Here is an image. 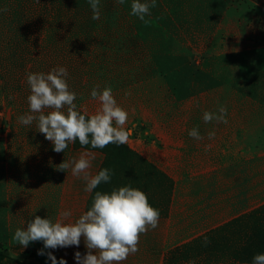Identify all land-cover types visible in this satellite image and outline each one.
<instances>
[{"label": "rangeland", "instance_id": "rangeland-1", "mask_svg": "<svg viewBox=\"0 0 264 264\" xmlns=\"http://www.w3.org/2000/svg\"><path fill=\"white\" fill-rule=\"evenodd\" d=\"M74 1L70 9L73 15H85L89 23L98 22L92 19L88 0ZM51 2L0 0V9H7L0 12V127L8 108L29 107V73L65 67L69 89L76 93L74 103L86 116L100 107L99 101L91 97L93 88L99 86L102 91L111 87L117 104L128 113L124 127L133 131L124 145L138 157L120 151L116 144L93 149L91 145L81 146L77 140L71 161L84 151L93 153L90 173L95 175L107 168L112 173L110 182L86 193L85 182L70 173L61 185L47 184L42 188L44 194L37 193V185L22 182H15L5 192V184L0 194V219L6 213L14 222L10 223L12 227L8 224L9 234L3 233L6 228L0 229V264H52L48 252L56 257L57 264L61 259L66 264H77L75 253L84 256L89 251L83 237L79 246L45 249L43 241H35L23 248L13 240L16 229H26L36 216L55 223L62 219L64 211L71 212L66 223L75 222L78 209H71V198L75 201L80 197L82 204L78 206L85 205L89 210L96 191L110 193L123 186L145 192L150 205L159 210V219L165 218L173 204L177 216L182 214L185 203L190 206L189 214L198 219L190 218L188 229H197L196 234H173L170 230L168 237H193L205 230L208 232L204 237H264V208L216 228L234 215L235 198L198 193L191 180L184 186L182 178L174 175L181 173L175 171L176 167L174 172L169 168L165 173L166 135L156 125L202 120L205 108L219 103V98L207 94L209 91L252 94L264 88V0H155L156 6L145 16L148 24L130 15L133 0H125L124 4L100 0L102 26H88L78 20L82 25L53 28L49 21L58 12ZM140 2L151 4V0ZM212 41L214 45L207 51ZM197 70L203 72L202 76L200 73L198 81H192ZM50 144L53 145L50 141L47 151ZM67 149L71 151L70 144ZM187 188L193 191L191 195ZM239 190L246 187L239 186ZM248 197L239 193V215L252 207L247 204ZM22 202L29 203L25 210L19 209ZM212 206L216 208L210 209ZM160 227L158 222L156 229H149L142 237H161ZM156 241L152 246L159 248ZM214 241L209 244L212 248L218 246ZM40 250L45 254L38 255ZM134 255L138 261L132 264L156 261L140 255L139 250Z\"/></svg>", "mask_w": 264, "mask_h": 264}, {"label": "crops", "instance_id": "crops-1", "mask_svg": "<svg viewBox=\"0 0 264 264\" xmlns=\"http://www.w3.org/2000/svg\"><path fill=\"white\" fill-rule=\"evenodd\" d=\"M213 43L212 41L209 44L207 51ZM210 93V96L219 98V103L205 110L219 114L218 108L226 107L227 124L217 123L215 120L205 123L201 118L202 120L193 122H166L156 125L161 131L165 130L166 135L164 156L168 164L165 173L169 168L174 172L176 167L175 171L181 173L173 174L182 178L184 186L191 180L198 193L227 194L229 198H235V213L227 222L216 227L220 228L264 208V190L260 189L264 185V103L253 100L245 92H207L208 95ZM259 97H264V92ZM28 114L38 115L31 113L27 106L8 108L2 117L4 125L0 129L3 128L4 133L2 134L1 129L0 194L4 193L5 184V192H8L15 182L37 185V193L44 194L45 189L42 188L47 184L61 185L63 179L71 173V168L62 171L58 166L64 161H71L74 143L70 144V152L67 149L66 152L57 153L51 144L48 146L51 149L47 151L50 141L39 132L37 121H33L31 125L19 122L18 117ZM193 128L198 129L203 139L196 140L188 135ZM209 132L215 133L214 138H208ZM140 158L146 159L142 156ZM239 186H245L246 190H239ZM189 192L190 195L193 193L190 190ZM242 192L249 195L247 204L252 207L246 214L239 215L238 195ZM190 199L195 200L191 197ZM81 201L80 197L75 201L71 198L69 203L71 209H78V217L88 210L85 205L78 206L82 204ZM28 205L29 203L22 202L19 209L25 210ZM185 205V208H181L180 216L175 214L173 204L165 218L159 219L161 227L158 233L161 237L140 236V255L151 261L155 258L153 264H253L255 255L264 254V237H204L207 230L193 237H168L170 230L173 234H196L197 229H188V221L198 217L190 215L191 208L186 203ZM214 208L216 207H210L213 210ZM76 211H73V215ZM27 214H24L25 218ZM184 221L187 224L184 225ZM13 222L9 215L2 213L0 229H7L4 234H9ZM154 239L157 240L159 248L152 246ZM213 241L217 242L216 248L209 246ZM145 243L147 247L144 248ZM148 243L151 245L148 246ZM136 257L138 256H128L124 263L132 264L131 262L137 260Z\"/></svg>", "mask_w": 264, "mask_h": 264}, {"label": "clouds", "instance_id": "clouds-1", "mask_svg": "<svg viewBox=\"0 0 264 264\" xmlns=\"http://www.w3.org/2000/svg\"><path fill=\"white\" fill-rule=\"evenodd\" d=\"M88 3L93 12L92 19L99 20L100 0H88ZM118 3L124 4L125 0H118ZM155 6V0H151V4L133 0L130 15L148 24L145 16L150 15V8ZM6 11V8L0 9V12ZM67 77L65 67L53 68L48 73H29L27 83L31 94L27 101L31 113L38 115L20 116L19 122L31 125L33 121H37L39 132L53 143L57 153L64 152L69 144L77 140L81 146L91 145L93 149H103L109 144H126L133 131L124 127L128 113L117 104L111 87H105L102 91L98 90L99 86L93 88L91 97L99 101L100 107L94 114L86 116L77 110L74 103L76 93L69 89ZM218 113L204 112V122L215 120L217 123L227 124L226 107L220 106ZM188 135L196 140L203 139L197 128L191 129ZM214 136V132L208 133L209 139ZM94 159L93 153L83 152L78 159L62 162L58 169L65 171L71 168L72 175L85 182L84 191L91 193L102 183L110 182L112 175L107 168L99 170L95 175L91 174L89 169ZM61 216L62 219L55 223L36 216L27 223L26 229H16L13 240L23 248L30 242L43 241L45 249H56L79 246L83 237L89 251L84 256L80 252L75 253L77 264H122L129 255L139 250L140 236L149 229L158 227L160 213L150 205L145 192L123 186L110 193L96 191L90 209L82 213L75 222H64L71 216L70 211L62 212ZM207 243L205 238V244ZM44 254L43 250L38 251V255ZM47 256L52 264H57L56 257L51 252ZM59 264H66V261L61 259ZM253 264H264V254L255 255Z\"/></svg>", "mask_w": 264, "mask_h": 264}, {"label": "trees", "instance_id": "trees-1", "mask_svg": "<svg viewBox=\"0 0 264 264\" xmlns=\"http://www.w3.org/2000/svg\"><path fill=\"white\" fill-rule=\"evenodd\" d=\"M51 6L52 8L56 9V11L58 12V14H53V18L50 19L49 22H52L50 23L52 26V28L54 26H58V27H62V26H71L73 24L75 25H82V22L80 21H84L86 22L85 25H88V26H96L98 25L99 27L103 25V21L102 22H99L100 20H98V22H93L91 21V23H89V18L85 15H82V16H77V15H73L71 12H70V9L72 8V6H74L75 4V1L74 0H51ZM70 12V13H69ZM78 17L80 19H78ZM50 18V17H49ZM80 20V21H78ZM57 22V23H56ZM107 25H108V21L105 20V22ZM101 43V41H100ZM195 71V70H194ZM201 73V76H202V73L200 70H197L195 73H194V79H192V81H195L199 79L198 77V74ZM219 84V83H218ZM217 85V84H216ZM259 91L258 92H255L254 95L250 94V97L253 99V100H256V101H259L260 103H264V97H259L260 93L264 92V88H261V89H258ZM202 91V90H201ZM81 112V111H80ZM81 114H83L81 112ZM76 143V142H75ZM118 147V149L122 152H127L128 154L130 155H133L135 157H138L137 154H135L133 151H131L128 147H126L124 144L123 145H116ZM90 148V147H89ZM91 150H93L92 148H90Z\"/></svg>", "mask_w": 264, "mask_h": 264}]
</instances>
